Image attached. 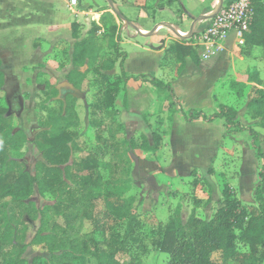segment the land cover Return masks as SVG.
Instances as JSON below:
<instances>
[{
    "label": "rangeland",
    "instance_id": "rangeland-1",
    "mask_svg": "<svg viewBox=\"0 0 264 264\" xmlns=\"http://www.w3.org/2000/svg\"><path fill=\"white\" fill-rule=\"evenodd\" d=\"M78 1L85 5L82 11L90 13L81 14L73 38L76 14L68 10L66 0H30L36 25L65 24L52 32L41 30L44 36L28 44L27 37H21L24 29L19 28L27 17L21 9L28 4L0 0V60L4 61L0 99L16 137L7 155L36 179L22 201L24 208L16 213L26 223L21 257L24 264H97L98 250L107 249L118 264H167L169 256L160 251L165 230L185 227L193 218L209 221L224 191L243 206L256 205L254 191L261 166L250 133L258 135L264 153V130L242 110L248 86L238 88L230 107L212 115L205 99L206 71L189 69L185 75L204 81L193 93L179 87L183 110L175 107L168 91L157 92V103L154 98L150 101L138 77L124 78L119 70L126 58L122 52L131 53V44L145 45L143 40L126 35L121 44L117 23L121 18L116 13L123 16L109 6L112 0ZM106 8L117 20L113 32L117 52L99 19H93ZM173 12L172 8L166 11L171 17ZM166 34L161 33V40ZM82 41L88 45L78 48L74 61V46ZM133 54L128 64L134 63ZM112 63L114 69L107 70ZM177 67V63H166L161 74L167 82L160 81L169 85ZM61 87L78 96L61 101ZM13 93L19 97L20 112L16 107L15 112L9 111ZM219 95L217 91V99ZM195 107L208 117L195 114L191 110ZM227 108L236 111L235 121ZM193 120L214 125L186 123ZM60 130L67 135L61 146L53 141ZM153 134L161 139L159 147L145 151L144 143L152 144ZM90 158L96 161L94 168H82L81 161ZM58 160L61 163L55 164ZM13 206L7 203L0 217H8ZM237 247L245 250L239 243ZM6 254L12 259L17 251ZM213 259L235 264L221 260L219 254Z\"/></svg>",
    "mask_w": 264,
    "mask_h": 264
},
{
    "label": "trees",
    "instance_id": "trees-1",
    "mask_svg": "<svg viewBox=\"0 0 264 264\" xmlns=\"http://www.w3.org/2000/svg\"><path fill=\"white\" fill-rule=\"evenodd\" d=\"M169 1L171 0L167 2ZM252 9L253 18L249 32L244 37L245 44L248 48L256 46L264 50V0H253ZM99 24L106 33L105 37H110L112 40L114 50L117 52L118 42L117 40L113 42V32L117 29L115 18L110 12H103L99 18ZM76 25L74 23L71 26L73 38L76 37ZM185 43L181 39L171 43L165 52L164 62L169 63L176 59L179 70L183 68L186 58L198 62L195 50L185 46ZM87 45L85 41L75 44L74 61L77 60L78 48ZM122 54L125 56L124 52ZM114 67L112 63L107 70H112ZM119 70L120 76L129 78L124 73L123 65H119ZM1 75L0 72V85ZM101 78L109 80V76L101 75ZM150 82L157 92L171 93L168 84H163L158 80ZM250 92L247 114L252 120L258 121V125L264 129V90L251 87ZM226 111H230L235 121L236 112L230 108ZM4 114L5 110L0 99V212L3 214L7 203H13L15 208L8 217H0V238L7 240L11 238L7 242L0 241V264H24L21 256L26 245L22 243L21 233L26 223L24 219H18L16 213L17 210L24 208L22 201L29 195L26 192L30 190L36 179L28 175L22 163L8 159V150L16 137L12 136L9 121ZM250 134L254 141L255 158L261 166L258 171L259 184L254 191L256 205L243 206L237 199L232 198L228 191H224L223 199L219 202L220 207L209 221L193 218L185 227L165 230L160 251L169 256L167 264H219L213 259L214 254H219L223 261H232L235 264H264V153L260 147L258 135L255 132ZM66 138V132L60 130L53 141L61 146L62 140ZM152 141V144L145 141L143 148L145 151L154 152L159 147L161 139L159 135L153 134ZM59 163H61L59 160L55 162V164ZM95 163L94 159H84L81 161V167L90 170L94 168ZM45 170L51 171V168H45ZM53 191L50 190L54 193ZM238 243L245 248L244 251L238 249ZM10 250L17 251L12 259L6 254ZM97 255V264H118L114 261L113 253L109 254L107 249H99Z\"/></svg>",
    "mask_w": 264,
    "mask_h": 264
},
{
    "label": "crops",
    "instance_id": "crops-1",
    "mask_svg": "<svg viewBox=\"0 0 264 264\" xmlns=\"http://www.w3.org/2000/svg\"><path fill=\"white\" fill-rule=\"evenodd\" d=\"M15 1L18 3L20 2V0ZM23 1L28 5L23 4L21 13L27 15V17L24 16L23 21L20 22L21 26L19 28L22 30L24 29L21 37H27V40H25L26 43L35 44L38 37L44 36L41 30L45 29L48 32H52L53 30L60 29L58 27L65 24H60L59 26L50 24L44 25L43 27L36 25L35 12H31V10L34 9H31L29 6L31 4L30 0ZM167 1L168 0L111 1L117 12H120L123 16L121 18V23L116 20L118 27L121 30V44L123 45V42H125L123 40H125L126 35L134 39L140 37L145 43V45H139L138 43L131 44L132 52H134L133 56L135 57V59H133L134 57L132 58L134 60V63L132 64H128L131 61L130 58L132 57V52L129 53L127 50L124 51L126 54L123 63L124 73L127 77H138L137 82L140 85L139 87L146 89L145 93L147 96L145 97L149 98L150 101L154 98L156 103L158 101L156 88H152L149 83L145 84L143 81L150 82L151 80L156 79L159 81L161 79L166 81V79L162 77L161 69L168 62H164L163 58L170 44L180 40L177 34L183 35L189 33L191 30L193 32H201L205 30L210 25V16L216 12L219 4H225L233 0ZM77 5L79 6V11L76 10L77 14L73 19L75 20V23L79 25L82 21L80 17L81 14H89L90 12L86 13L82 11L83 9H86L84 4L79 3ZM106 7H108V5ZM171 8L174 10L172 17L168 16L166 13L167 9ZM106 11H108L107 8L95 14L97 15V19H99L101 14ZM91 12H93V10H91ZM163 31L167 34L165 35L164 40H161L162 37H164L161 36ZM245 35L240 39L234 31L228 32L218 42L217 46L211 50L207 59H203L201 56L204 49L193 48L187 43L184 44L195 50L198 62L186 58L184 66L180 70L176 59L169 62L174 64L177 63L178 66L177 76L173 80L168 81L171 90L170 94L172 95L171 100L176 104L175 107L178 108V110H180V108L183 110L179 87L181 88L182 86L183 90L187 87L189 93H193L197 90L195 86L202 84L204 81L188 75L185 76L189 69H193L197 72L206 71L204 74L209 75V78H205L207 86L204 90L206 91L205 93H207L205 99L211 107L212 115L218 114V110L221 108L230 107V104H232L230 102H233L235 97H238V88L241 86H248V94L245 97L246 104L242 109L247 113L251 87L264 90V50L261 47L256 46L248 48L245 44ZM0 62L2 64L4 61L0 60ZM203 62H207V64L201 65ZM208 62L211 63L208 64ZM3 67L4 65H2V68ZM128 68H130L131 71H129ZM144 70H147L148 73ZM149 76L152 77L150 78ZM205 83L206 82H204V84ZM146 85H149L150 88H146ZM217 91L220 94L218 99L216 98ZM191 110H194L195 114L200 113L202 116L208 117V115H205L200 108L195 107ZM248 118L253 122V125H258V121L252 120L249 116ZM186 123L196 124L202 127L214 125V122H209L208 120H193ZM222 126L219 125L220 131L223 129ZM258 140L260 139L258 138Z\"/></svg>",
    "mask_w": 264,
    "mask_h": 264
},
{
    "label": "built area",
    "instance_id": "built-area-1",
    "mask_svg": "<svg viewBox=\"0 0 264 264\" xmlns=\"http://www.w3.org/2000/svg\"><path fill=\"white\" fill-rule=\"evenodd\" d=\"M252 2L253 0H233L222 4L205 30L201 32L191 30L180 35L181 40L193 48L204 49L201 56L207 59L211 50L228 32L234 31L240 39L249 32L253 18ZM66 4L72 14H77L78 0H66Z\"/></svg>",
    "mask_w": 264,
    "mask_h": 264
},
{
    "label": "flooded vegetation",
    "instance_id": "flooded-vegetation-1",
    "mask_svg": "<svg viewBox=\"0 0 264 264\" xmlns=\"http://www.w3.org/2000/svg\"><path fill=\"white\" fill-rule=\"evenodd\" d=\"M58 94L61 95V101H63L66 96H72V97H76L78 96V94L73 91V90H70L69 88H64V87H61L60 90L58 91ZM9 102L11 103V112H15L14 108L16 107L17 110H19V105H18V102H19V97L17 95V93H13L11 94V96H9Z\"/></svg>",
    "mask_w": 264,
    "mask_h": 264
},
{
    "label": "water",
    "instance_id": "water-1",
    "mask_svg": "<svg viewBox=\"0 0 264 264\" xmlns=\"http://www.w3.org/2000/svg\"><path fill=\"white\" fill-rule=\"evenodd\" d=\"M108 3H109V6L112 8V10L116 13V9L114 8V6H113V4L111 3V1H108ZM221 5L222 4H219V7H218V9L221 7ZM218 9L216 10V12L218 11ZM216 12L212 15V16H210V18H212L215 14H216ZM116 15L117 16H119V18H122L118 13H116ZM177 36L181 39L182 37L179 35V34H177ZM71 90V89H70ZM18 105H19V112L21 111V104H20V102H18ZM9 111H11V103H9Z\"/></svg>",
    "mask_w": 264,
    "mask_h": 264
},
{
    "label": "bare ground",
    "instance_id": "bare-ground-1",
    "mask_svg": "<svg viewBox=\"0 0 264 264\" xmlns=\"http://www.w3.org/2000/svg\"><path fill=\"white\" fill-rule=\"evenodd\" d=\"M95 18H97V15H95Z\"/></svg>",
    "mask_w": 264,
    "mask_h": 264
}]
</instances>
